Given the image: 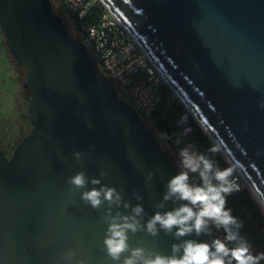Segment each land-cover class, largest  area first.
<instances>
[{"label":"water","instance_id":"water-1","mask_svg":"<svg viewBox=\"0 0 264 264\" xmlns=\"http://www.w3.org/2000/svg\"><path fill=\"white\" fill-rule=\"evenodd\" d=\"M103 1L264 208V0ZM0 29L26 69L32 123L11 156L0 140V264H113L101 250L105 209L85 205L86 189L70 192L68 177L85 171L123 188L133 205L138 191L147 220L178 163L52 0H0ZM129 235L132 246L164 254L179 242L163 232ZM69 249L75 257L66 261Z\"/></svg>","mask_w":264,"mask_h":264},{"label":"clouds","instance_id":"clouds-1","mask_svg":"<svg viewBox=\"0 0 264 264\" xmlns=\"http://www.w3.org/2000/svg\"><path fill=\"white\" fill-rule=\"evenodd\" d=\"M259 107L264 108V102ZM188 131L185 129L183 134ZM161 135L166 138V134ZM176 143H181L179 137ZM73 155L77 162H82V152ZM178 168L177 174L166 182L162 199L154 205L157 210L147 220L145 208L140 203L143 196L138 191L132 193L138 202L133 205L124 199L123 188L117 190L102 184L100 178H89L85 171L68 177L67 184L70 192L86 189L80 196L85 205L95 210L105 209L102 220L107 228L101 250L113 264H261L264 252L254 254L250 243L240 234L243 223L227 207L228 196L239 191L233 179L234 167L221 169L215 161L194 151L193 145L188 144L179 150ZM154 175L147 174L146 187ZM107 176V171L100 172V177ZM89 183L93 185L91 189H87ZM169 202L173 205L171 208L167 207ZM221 230L223 238L216 237L214 233ZM138 232L151 237L163 232L179 242L171 245V254L132 246L129 234L134 236ZM193 235L210 239H183ZM74 257V251L69 249L63 259L71 261ZM78 264L85 262L80 260Z\"/></svg>","mask_w":264,"mask_h":264},{"label":"built area","instance_id":"built-area-1","mask_svg":"<svg viewBox=\"0 0 264 264\" xmlns=\"http://www.w3.org/2000/svg\"><path fill=\"white\" fill-rule=\"evenodd\" d=\"M52 3L62 10L102 70L114 81L119 94L137 109L155 133H160L155 114L163 106L170 86L135 35L103 0ZM228 167H234L233 179L242 190L247 183L244 176L233 164Z\"/></svg>","mask_w":264,"mask_h":264},{"label":"rangeland","instance_id":"rangeland-1","mask_svg":"<svg viewBox=\"0 0 264 264\" xmlns=\"http://www.w3.org/2000/svg\"><path fill=\"white\" fill-rule=\"evenodd\" d=\"M55 9L65 18L66 23L69 25L70 23L62 10L56 5ZM25 81V70L23 67H19L13 60L6 45L3 32L0 29V140L8 156L12 155L16 144L32 128V123L28 117L31 95L24 86ZM168 91L174 98H177V101L182 102L177 95L174 96V90L171 87L168 88ZM160 114L173 132L174 145H177L181 149L191 144L193 145V150L199 153L201 149L199 145L202 144L200 136L194 133L190 126L182 120L180 114L174 111L172 103L167 102L160 109ZM185 129L189 130L186 135L183 134ZM157 135L159 137V133ZM177 137L181 140L180 144L176 143ZM163 141L168 151H170L175 161L179 164V158H177L171 149L172 143ZM215 147L223 155L227 164L226 167L230 166L232 163L229 159L221 152L219 147L216 145ZM192 175L195 176V174ZM245 187L249 188L251 195L257 200L248 183L245 184ZM241 201L242 198L239 196L235 197L233 192L227 198V205L232 208L233 216L243 223L240 234L250 243L254 254L264 252V230L258 226L249 209ZM221 231L219 232L221 233ZM261 264H264V261H261Z\"/></svg>","mask_w":264,"mask_h":264},{"label":"trees","instance_id":"trees-1","mask_svg":"<svg viewBox=\"0 0 264 264\" xmlns=\"http://www.w3.org/2000/svg\"><path fill=\"white\" fill-rule=\"evenodd\" d=\"M70 23V22H69ZM68 25V24H67ZM71 27H70V26ZM69 29L70 31L77 36L78 38L81 39V37L77 34L75 29L71 24H69ZM25 73L26 69L24 68ZM177 98H174L171 93L167 90V94L165 97V101L161 109L164 107L167 102L172 103L173 109L175 112L180 114L182 120L190 126V128L196 133L197 135L200 136L202 144L200 146L199 153L204 154L208 158L212 159L217 163V165L221 168H227L226 161L224 160L223 155L220 153V151L213 152L211 149L216 148L214 142L211 140V138L204 132L203 128L201 125L198 123V121L194 118V116L191 114V112L187 109V107L182 103L176 100ZM156 117V123L157 127L159 129V139L161 142L164 144V141H168L171 144V149L179 158V150L180 148L177 145H174V136L171 128L167 124L166 120L161 116L160 110L155 114ZM161 134H166V138L162 137ZM158 136V135H157ZM165 146V144H164ZM166 147V146H165ZM167 148V147H166ZM168 150V149H167ZM170 152V151H169ZM173 156V155H172ZM174 158V157H173ZM235 197H241L242 201L241 203L246 206L249 209L250 214L253 216V218L256 220L258 226L264 230V208L261 206L258 200L253 198L251 195V192L249 188L245 187L240 191L234 192ZM228 208L232 209L227 205ZM222 238L224 236L223 231H221Z\"/></svg>","mask_w":264,"mask_h":264},{"label":"flooded vegetation","instance_id":"flooded-vegetation-1","mask_svg":"<svg viewBox=\"0 0 264 264\" xmlns=\"http://www.w3.org/2000/svg\"><path fill=\"white\" fill-rule=\"evenodd\" d=\"M53 7H54V9H55V6H54V4H53ZM55 11L57 12V10L55 9ZM58 13V12H57ZM65 19V18H64ZM65 22H66V20H65ZM68 24V23H67Z\"/></svg>","mask_w":264,"mask_h":264}]
</instances>
